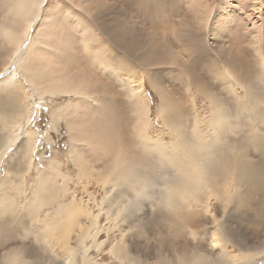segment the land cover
Returning a JSON list of instances; mask_svg holds the SVG:
<instances>
[{
    "label": "bare ground",
    "instance_id": "bare-ground-1",
    "mask_svg": "<svg viewBox=\"0 0 264 264\" xmlns=\"http://www.w3.org/2000/svg\"><path fill=\"white\" fill-rule=\"evenodd\" d=\"M42 2L43 0H0V91L9 86L5 94L14 96L19 115L27 114L26 106H23L19 99L21 88L11 73L4 75L8 71L7 65L15 62V65L23 68L26 80L31 85L38 84L44 92L50 94H73L76 97L75 102H78L77 106L83 105L82 110L86 115H89V109H93L90 99L101 103L111 101L115 105L114 98L111 95L108 97L110 84H120L124 88L127 102H134V111L138 113L145 101L142 97L135 98L131 93L130 81L124 80L121 75L140 79L136 75L141 74L134 66L130 67L128 60L120 57L119 52L126 50L122 46L118 47L121 50L119 52L115 47L113 50L107 38L96 35V30L89 32V27L82 25L68 9H65V14L78 34L80 48L84 53L86 69L83 74L72 77L63 71L72 60L77 59V50L71 46V36H61L64 26L60 28L59 21L47 35V40L53 39L52 45L47 41L43 42L30 62L24 60L25 57H15V53L24 46L21 47L25 36L31 40L33 20L38 15ZM246 36L247 38L234 36L233 39L227 40V45L223 39L221 43L217 42L212 46L199 35L194 37L192 50L196 54L195 60L201 63L213 59L212 66H220L226 71V97L210 90L208 93L205 88L196 85L193 95L209 103V109L204 111L203 116L197 113L193 104L190 115L180 106L167 108L168 104H162L159 114L166 117L165 124L173 136V142L152 139L141 129L133 131L131 136L122 133L123 121L116 111L113 119L117 123L113 119L106 120L103 117L102 127L86 132L89 135L86 140L93 146V153L101 156L103 165L96 168L95 164L90 163L80 170L77 163L73 162L79 168V179L84 177L87 184L101 186L103 189L100 203L94 200L97 213L92 212L91 208L83 207L80 201L74 198V190L69 197L59 194V199L56 196V189L68 188L67 179L63 181V177L58 176V162L51 161L49 168L42 171L34 166L36 183L30 188V202H21V197H26L28 192L24 179L14 175L3 179L0 182V264H97L96 261L92 262L84 245L89 237L93 246L101 250L100 253L110 254L120 262L130 264H172L174 255L192 249L203 251L210 258V264H254L258 258L263 257L264 32L257 25L253 26ZM124 45L130 46L125 40ZM106 49L108 52L105 54ZM132 50L137 49L134 47ZM251 59H256L259 66L254 67ZM139 60L146 65L148 54L142 55ZM44 62L46 71L43 69ZM5 63L6 67L3 66ZM49 63L60 66L52 68ZM233 65H238L239 68ZM46 72L50 76H45ZM136 72L139 74H135ZM199 74L201 76L202 73ZM199 74H196L197 77H200ZM203 76L206 75H202V78ZM99 80L104 88L103 95H99L98 87L94 86ZM200 81L204 86L203 82L206 80ZM186 95L190 96V100L194 99L188 88ZM68 107L71 111V106L55 107L50 120L57 124L65 109L68 114ZM135 119L137 120V116ZM104 122L107 123L106 126ZM20 123L21 119L17 118L9 127L8 144L20 135ZM72 140L73 137L69 139ZM79 141L81 140L76 139V142ZM30 144L27 134L26 139L15 151L16 156L18 153H24L25 167L30 166L32 161L29 155ZM195 145L211 149L216 156V163L211 172L212 179L204 188L209 194L201 193L189 205L199 206L209 214L208 216L204 213L209 220H200L196 227L192 226L190 229L181 225L182 230H189L191 244H170L169 251L159 246L155 251L156 256L151 259L143 250L129 245L125 237L131 231L140 230L141 236L148 238L149 232L141 228L150 222L163 223L169 231L183 218V213L189 212V208L173 214H159L148 211L145 204L142 207L130 205L128 210L121 214L120 208L124 206L130 194L129 189L122 183V177L134 169H139L141 175L148 177L152 184L158 186L162 183L161 176L171 175L174 171L173 163L186 152L193 150ZM76 153L78 151L73 155L77 156ZM18 171L23 173V170ZM61 180L63 183L59 185ZM86 191L88 195L92 192L87 188ZM250 193H256V196H249ZM152 194L158 195V189L154 188ZM233 195L241 196L240 200L245 201V209L247 207L252 210L253 215L248 222L256 225L253 233L255 236L248 238L245 235H234L230 229L225 230L223 223L226 222V212L229 210L227 207L230 206ZM215 208L218 209V214L214 215ZM101 212L106 215L107 220L103 226L99 224ZM206 223L211 227H205ZM114 229L122 235L115 236L109 244L110 231ZM100 233L105 234L106 238L101 240ZM73 236L76 246L72 243ZM4 243L11 245L3 250Z\"/></svg>",
    "mask_w": 264,
    "mask_h": 264
},
{
    "label": "rangeland",
    "instance_id": "rangeland-1",
    "mask_svg": "<svg viewBox=\"0 0 264 264\" xmlns=\"http://www.w3.org/2000/svg\"><path fill=\"white\" fill-rule=\"evenodd\" d=\"M65 9H68L75 18L79 19L82 25L86 24L89 27V32L93 29L96 30V35L107 38L109 46L113 50L115 47L119 52L121 50L118 47L122 46L128 52L121 51L119 55L128 60L130 67L134 66L141 76L136 75L140 79L135 77L133 79L128 75H121V77L130 81L131 93L135 95V98L142 97L145 104L140 107L138 113H135L134 102H127L124 88L120 84H110L108 97L111 95L114 98L115 105L111 101L101 103L90 99L93 109H89V115H86L82 110L83 105L77 106L78 102H75L76 97L73 94L69 96V94L63 93L44 92L40 85L33 86L26 80L23 68L15 65L16 62L15 64L10 63L7 67L5 63L3 66L8 71L4 75L11 73L12 78L18 82L21 88L19 99L23 106H26L27 114L19 115L16 99L12 94H5L8 92L9 86L0 91L2 93L0 94V154L2 155L0 157V182L12 175L24 179V185L28 192L26 197H21V202H30V188L36 183L35 167L42 171L49 168L51 161L58 162L60 165L58 176L63 177V181L67 179L68 188L65 190L62 187L56 189V196L59 198V194H64L69 197L74 190V198L78 199L83 207L91 208L92 212L97 213L94 200L98 204L100 203L103 189L101 186L87 184L84 177L79 179L77 175L79 168L81 170L90 163L95 164L96 168H101L103 165L101 156L93 153V146L86 140L89 136L86 132L102 127L103 117L106 120L113 119V114L116 111L123 121L122 133L131 136L133 131L141 129L146 131V135L152 139H160L167 143L173 142V136L165 124L166 117L159 114L162 104H168L167 108L180 106L187 110L189 115L193 104L197 113L203 116L204 111L209 109V103L207 100L193 95L196 85L200 88L202 86L208 93L210 90L226 97V82L228 81L225 76L226 71L220 66H212L213 59L201 61V63L195 60L196 54L192 50L194 37L199 35L208 40L211 46L217 42L221 43L224 39V44L227 45V40L233 39L234 36L247 38L246 33L253 26L258 25L264 32V0H43L38 15L33 20L34 25L30 31L31 40L25 36L21 47L24 46L15 53V57L19 59L22 56L23 59L25 57L24 60L32 61L33 56L38 52V46L41 47L42 43L46 41L51 44L53 39L47 40L48 32L59 21L60 28L64 26L61 36L65 34L71 36V46L77 50L75 53L77 59L72 60L63 71L72 77L83 74L86 69L84 53L80 48L78 34L72 27L71 20L66 16ZM44 20L47 21L43 22ZM124 40L130 46L124 45ZM30 45H32L31 48L25 51ZM134 47L137 49L136 51L132 50ZM107 52L106 49L105 54ZM146 53L148 54V63L143 65L139 58ZM251 62L254 67L259 66L256 59H251ZM49 64L52 68L60 66L59 64ZM233 66L236 67V65ZM236 68L238 69L239 66L237 65ZM43 69L46 71V62H44ZM199 73H202L201 76ZM196 74H199L200 77H197ZM204 74L206 76L202 78ZM45 76L50 75L46 72ZM203 79L206 80L203 82L204 86L200 81ZM101 83L100 80L94 83V86L98 87L99 95L104 94ZM187 88L194 99L190 100V96L186 95ZM63 106H71V111L68 107V114H66L65 109L62 118L58 120L57 124H54L50 120L51 113L55 107ZM17 118L21 119L18 129L20 135L16 137L15 141L8 144L9 127L14 124ZM114 122L117 123L115 120ZM104 125L106 126L107 123L104 122ZM14 128L16 129V127ZM27 134L31 142L29 155H31L32 161L30 166L25 167L24 153H18L16 156L15 151L26 139ZM71 137L74 140L69 141ZM76 139L81 141L76 142ZM69 142H71L70 148ZM82 143L84 146H81ZM25 144L26 141L22 146L25 147ZM73 150L78 151L77 156L73 155L75 153L72 152ZM18 170H23V173ZM63 181L61 180L59 185ZM86 188L92 191L89 195ZM202 193L208 195L209 191L204 190ZM250 195L256 196V193H250ZM240 197L232 196L223 226L226 227L225 230L230 229L234 235L240 234L250 238L255 236L253 233L256 228V225L248 222L253 212L247 207L245 209L243 204L245 201L240 200ZM210 198L209 202H211ZM145 205L148 211L153 212L148 204ZM188 208L189 212L183 213V218L169 231L163 223L150 222L141 228L149 232L148 238L141 236L140 230L131 231L125 237L127 243L143 250L151 259L156 256L155 251L159 246L163 247L165 251H169L170 244H175V246L190 245L191 236L188 229L192 226L196 227L200 220L208 222L209 219L204 216L206 212L199 206L192 205ZM215 209H213L214 215L218 214V209ZM206 214L209 216L208 213ZM151 215L153 214L151 213ZM190 217L193 218L190 219ZM105 218L106 215L101 212L100 226L106 224ZM181 225L187 226L188 229L182 230ZM205 227L211 226L206 223ZM110 235L109 244L115 236L118 237L122 234L114 229L110 231ZM99 237L101 240L106 238L102 233ZM74 238L73 236L72 243L76 246ZM24 243L28 244L26 241ZM10 245L11 243H4L3 250H6ZM84 245L92 262L130 264L120 262L110 254L100 253L101 250L93 246L90 237L85 240ZM254 264H264V256L258 258Z\"/></svg>",
    "mask_w": 264,
    "mask_h": 264
},
{
    "label": "clouds",
    "instance_id": "clouds-1",
    "mask_svg": "<svg viewBox=\"0 0 264 264\" xmlns=\"http://www.w3.org/2000/svg\"><path fill=\"white\" fill-rule=\"evenodd\" d=\"M216 163L215 153L199 145L186 152L173 163L171 175L161 176L162 183L154 185L148 177L134 169L124 177L122 183L129 189L126 203L120 208L124 214L130 205L142 207L148 204L153 212L173 214L187 208L196 199L212 179V168ZM158 189V195L152 190ZM172 264H210V258L200 250L192 249L174 255Z\"/></svg>",
    "mask_w": 264,
    "mask_h": 264
}]
</instances>
